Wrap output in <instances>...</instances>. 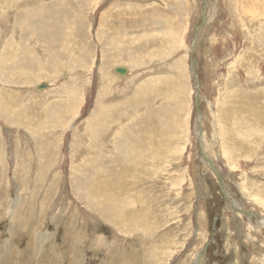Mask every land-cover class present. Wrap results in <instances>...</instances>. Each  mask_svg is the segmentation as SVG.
I'll return each instance as SVG.
<instances>
[{"label": "rangeland", "instance_id": "374dc122", "mask_svg": "<svg viewBox=\"0 0 264 264\" xmlns=\"http://www.w3.org/2000/svg\"><path fill=\"white\" fill-rule=\"evenodd\" d=\"M0 5V105L7 102L0 106V264H264V0H0ZM39 19L45 23L42 36L31 33ZM26 27L31 31L24 32ZM73 65H83L75 67L82 73ZM115 65L134 70L121 76L112 72ZM123 145L138 150L135 158L118 159ZM248 148L257 154L250 161L239 152ZM248 181L254 190L245 186Z\"/></svg>", "mask_w": 264, "mask_h": 264}, {"label": "bare ground", "instance_id": "6f19581e", "mask_svg": "<svg viewBox=\"0 0 264 264\" xmlns=\"http://www.w3.org/2000/svg\"><path fill=\"white\" fill-rule=\"evenodd\" d=\"M34 1H36V0H34ZM101 1H102V0H101ZM159 1H160V0H159ZM29 2H30V1H29ZM123 2H124V1H123ZM90 3H91V2H90ZM0 6H1V5H0ZM3 6H5V5H3ZM144 6H145V5H144ZM171 6H172V5H171ZM1 8H2V7H1ZM9 9H10V8H9ZM167 9H168V8H167ZM168 10H169V9H168ZM218 11H219V10H218ZM218 11H217V12H218ZM139 12H140V11H139ZM4 13H5V12H4ZM35 13L37 14V12H35ZM218 13H219V12H218ZM235 14H236V13H235ZM7 15H9V14H7ZM33 16H34V15H33ZM0 17H1V16H0ZM188 17H189V16H188ZM190 17H191V16H190ZM6 18H7V16H6ZM31 18H32V17H31ZM33 18H34V17H33ZM89 18H91V17L89 16ZM243 18H244V17H243ZM7 19H8V18H7ZM206 19H207V18H206ZM208 19H209V18H208ZM258 19H259V18H258ZM4 20H5V19H4ZM39 20H40V19H39ZM107 20H108V19H107ZM193 20H194V19H193ZM212 20H213V19H212ZM250 20H251V19H250ZM252 20H253V19H252ZM209 21H210V20H209ZM210 22H211V21H210ZM229 22H230V21H229ZM213 23H214V22H213ZM39 24H40V25H38V27H37L34 31H31L30 27H26L25 29H23V31H24V32H30V31H31L32 34H36V35H38V36H42V33H41L42 31H41V29L45 26V23H44L43 20H42V22H41V20H40V21H39ZM191 25H192V24H191ZM194 25H195V24H194ZM241 25H242V24H241ZM1 26H2V25H0V27H1ZM182 28H183V27H182ZM234 29H235V28H234ZM215 30H216V29H215ZM215 30H214V31H215ZM236 30H237V28H236ZM3 31H4V30H3ZM237 31H238V30H237ZM237 31H236V32H237ZM4 32H5V31H4ZM4 32H3V33H4ZM176 32H177V31H176ZM197 32H198V31H197ZM212 33H213V32H212ZM218 33H219V32H218ZM234 33H235V32H234ZM0 34H1V33H0ZM213 34H214V33H213ZM250 34H251V33H250ZM250 34H249V35H250ZM215 35H216V34H215ZM221 35H222V34H221ZM235 35H236V34H235ZM249 35H248V36H249ZM251 35H252V34H251ZM34 36H35V35H34ZM222 36H223V35H222ZM53 37H54V36H53ZM165 37H166V36H165ZM165 37H164V38H165ZM171 37H172V36H171ZM218 37H221V36H218ZM228 37H229V36H228ZM3 38H4V36H3ZM35 38H36V37H35ZM212 38H214V37H212ZM252 38H254V37H252ZM155 39H156V38H155ZM168 39H169V38H168ZM210 39H211V38H210ZM224 39H225V38H224ZM58 40H59V39H58ZM58 40H57V41H58ZM142 40H143V39H142ZM170 40H171V39H170ZM221 40H222V39H221ZM251 40H252V39H251ZM0 41H1V40H0ZM151 41H152V40H151ZM180 41H181V40H180ZM217 41H218V40H217ZM45 42H46V41H45ZM210 42H211V41H210ZM212 42H213V41H212ZM212 42H211V43H212ZM221 42H222V41H221ZM140 43H142V42H140ZM143 43H144V42H143ZM1 44H2V42H1ZM41 44H42V43H41ZM45 44H46V43H45ZM145 44H146V43H145ZM150 44H151V43H150ZM53 45H54V44H53ZM148 45H149V44H148ZM42 46H44V45H42ZM135 46H136V45H135ZM38 47H39V45H38ZM143 47H144V46H143ZM173 47H174V46H173ZM212 47H213V46H212ZM223 47H224V46H223ZM21 48H22V47H21ZM61 48H62V47H61ZM141 48H142V46H141ZM178 48H179V47H178ZM204 48H205V47H204ZM27 49H28V48H27ZM74 49H75V48H74ZM176 49H177V48H176ZM181 49H182V48H181ZM181 49H179V50H181ZM75 50H76V49H75ZM177 50H178V49H177ZM225 50H226V49H225ZM39 51H40V50H39ZM41 51H42V50H41ZM170 51L173 52L174 50H170ZM27 52H28V51H27ZM174 52H175V51H174ZM170 53H171V52H170ZM43 54H44V52H43ZM43 54H42V55H43ZM55 54H56V53H55ZM171 54H172V53H171ZM206 54H207V53H206ZM247 54H248V53H247ZM1 55H2V54H0V56H1ZM22 55H23V54H22ZM169 55H170V54H169ZM173 55H174V53H173ZM208 55H209V54H208ZM219 55H220V54H219ZM38 57H39V56H38ZM53 57H54V55H53ZM55 57H56V56H55ZM158 57H159V56H158ZM235 57H236V56H235ZM239 57H241V56H239ZM59 58H60V57H59ZM61 58H62V57H61ZM170 58H171V57H170ZM170 58H169V59H170ZM233 58H234V57H233ZM246 58H247V57H246ZM36 59H37V57L35 58V60H36ZM73 59H74V58H73ZM160 59H161V58H160ZM162 59H163V57H162ZM244 59H245V58H244ZM247 59H248V58H247ZM250 59H251V57H250ZM250 59H248V60H250ZM22 60H23V59H22ZM35 60H34V61H35ZM55 60H56V59H55ZM57 60H58V59H57ZM74 60H75V59H74ZM79 60H80V59H79ZM79 60H78V61H79ZM164 60H165V58L163 59V61H164ZM238 60H239V59H238ZM248 60H247V61H248ZM26 61H27V60H26ZM30 61H31V63H32L33 60L31 59ZM34 61H33V62H34ZM37 61H38V60H37ZM72 61H73V60H72ZM80 61H81V60H80ZM156 61H157V59H156ZM158 61H159V59H158ZM210 61H211V60H210ZM240 61H241V60H240ZM23 62H24V61H23ZM39 62H40V61H39ZM54 62H55V61H54ZM93 62H94V61H93ZM152 62H153V61H152ZM152 62H151V63H152ZM159 62H160V61H159ZM183 62H184V61H183ZM213 62H214V61H213ZM213 62H211V63L213 64ZM229 62H230V61H229ZM232 62H233V60H232ZM238 62H239V61H238ZM248 62H249V61H248ZM0 63H2V62H0ZM24 63H25V62H24ZM26 63H27V62H26ZM29 63H30V62H29ZM29 63H27L26 65L28 66ZM146 63H147V62H146ZM153 63H154V62H153ZM239 63H240V62H239ZM245 63H246V62H245ZM245 63H244V64H245ZM53 64H54V63H53ZM75 64H76V62H75ZM81 64H82V63H81ZM133 64H134V63H133ZM135 64H137V63H135ZM156 64H158V63H156ZM182 64H183V63H182ZM214 64H215V63H214ZM228 64H229V63H228ZM235 64H236V62H235ZM241 64H242V63H241ZM127 65H129V64H127ZM130 65H131V64H130ZM168 65H169V64H168ZM168 65H166V66L168 67ZM172 65H174V64H172ZM250 65H251V64H250ZM0 66H1V65H0ZM2 66H3V65H2ZM2 66H1V67H2ZM79 66H82V68H84L83 65H78V66H75V67L78 68ZM115 66H116V65H115ZM123 66H124V65H123ZM150 66H151V65H150ZM154 66H155V65H154ZM161 66H162V65H161ZM161 66H160V67H161ZM234 66H235V65H234ZM239 66H240V65H239ZM255 66H256V65H254V67H255ZM32 67H33V66H32ZM73 67H74V65L72 66V69H73ZM75 67H74V69H76ZM133 67H134V66H133ZM133 67H132V68H133ZM136 67H137V66H136ZM136 67H135V68H136ZM156 67H157V66H156ZM156 67H155V68H156ZM177 67H178V66H177ZM183 67H184V66H183ZM212 67H213V66H212ZM217 67H218V66H217ZM226 67H227V66H226ZM80 68H81V67H80ZM92 68H93V67H92ZM98 68H99V67H98ZM116 68H118V66H116V67L113 69V71H114ZM145 68H146V67H145ZM158 68H159V67H158ZM158 68H157V69H158ZM162 68H163V67H162ZM164 68H165V66H164ZM164 68H163V69H164ZM170 68H172L171 65H170ZM170 68H169V69H170ZM188 68H189V67H188ZM224 68H225V67H224ZM243 68H244V65H243ZM249 68H250V67H249ZM255 68H256V70H257V67H255ZM65 69H66V68H65ZM127 69H128V68H127ZM137 69H138V68H137ZM153 69H154V68H153ZM157 69H156V70H157ZM166 69H167V68H166ZM173 69H174V67H173ZM215 69H216V68H215ZM246 69H247V66H246ZM258 69H259V68H258ZM0 70H1V69H0ZM63 70H64V69H63ZM77 70L79 71V69H76V71H77ZM82 70H83V69H82ZM97 70H98V69H97ZM133 70H134V68H133ZM133 70H132L131 68H129V70L126 71V74L129 75L128 73H129L130 71H133ZM167 70H168V69H167ZM225 70H226V69H225ZM227 70H228V69H227ZM253 70H254V69H252L251 72H255V71H256V70H255V71H253ZM1 71H2V70H1ZM23 71H24V70H23ZM37 71H38V70H37ZM42 71H43V70H42ZM71 71H73V70H71ZM71 71L69 70L70 73H71ZM74 71H75V70H74ZM78 71H77V73H82L81 71H80V72H78ZM91 71H92V70H91ZM113 71H112V72H113ZM140 71H141V70H140ZM145 71H147V70H145ZM154 71H155V70H154ZM157 71H159V70H157ZM157 71H156V73H157ZM162 71H163V70H162ZM171 71H173V70L171 69ZM171 71H170V72H171ZM211 71H213V70H211ZM214 71H215V70H214ZM214 71H213V73H214ZM243 71L246 72V70H243ZM38 72H39V71H38ZM63 72H64V71H63ZM99 72H100V71H99ZM226 72H227V71H226ZM228 72H229V71H228ZM39 73H41V72H39ZM39 73H37V74H39ZM83 73H84V72H83ZM87 73H88V72H87ZM87 73H86V74H87ZM132 73H133V72H132ZM146 73H147V72H146ZM146 73H145V74H146ZM162 73H164V72H162ZM174 73H175V72H174ZM229 73H230V72H229ZM0 74H2V73H0ZM23 74H25V75H23V76H26V75H28V77L31 76V74H27V73H23ZM41 74H43V73H41ZM44 74H45V72H44ZM59 74H60V72H59ZM59 74H58V75H59ZM72 74H73V73H71L70 77H72ZM88 74H89V73H88ZM114 74H115V73H114ZM114 74H113L112 76H115ZM139 74H140V73H139ZM141 74H142V73H141ZM160 74H161V73H160ZM168 74H169V73H168ZM245 74H248V73H245ZM253 74H254V73H253ZM258 74H259V73H258ZM4 75H5V74H4ZM58 75H56V76H58ZM62 75H63V73H62ZM67 75H68V74H67ZM152 75H153V74H152ZM235 75H236V74H235ZM240 75H241V74H240ZM249 75H251V74H249ZM7 76L9 77V74H8ZM12 76H13V75H12ZM21 76H22V74H21ZM23 76H22V78H23ZM37 76H38V75H37ZM37 76H35V77H37ZM45 76H46V75H45ZM83 76H85V75L83 74ZM117 76H118V75H117ZM117 76L113 77V79H117V78L120 77V76H119V77H117ZM129 76H130V75H129ZM141 76H142V75H141ZM144 76H145V75H144ZM212 76H214V75H212ZM229 76H231V74H229ZM261 76H263V75H261ZM261 76H260V77H261ZM42 77H44V76L42 75ZM42 77H41V78H42ZM49 77H50V76H49ZM74 77H75V76H74ZM77 77H78V76H77ZM99 77H100V76H99ZM146 77H147V76H146ZM216 77H217V76H216ZM216 77H215V78H216ZM249 77H250V76H249ZM9 78H11V77H9ZM13 78H14V77H13ZM20 78H21V77H20ZM30 78H32V77H30ZM46 78H47V80H48V76H47ZM46 78H44V79H46ZM75 78H76V77H75ZM83 78H84V77H83ZM93 78H94V77H93ZM100 78H101V77H100ZM104 78H105V77H104ZM120 78H121V77H120ZM120 78H119V79H120ZM124 78H125V77H124ZM132 78H133V77H132ZM144 78H145V77H144ZM215 78H214V79H215ZM17 79H18V78H17ZM26 79H27V78H26ZM73 79H74V78H73ZM85 79H86V78H85ZM85 79H84L83 81H85ZM91 79H92V77H91ZM105 79H106V78H105ZM128 79H129V78H128ZM136 79H137V78H136ZM226 79L228 80L229 77L226 78ZM230 79H231V78H230ZM235 79L237 80L238 78H235ZM246 79H247V78H246ZM248 79H249V78H248ZM254 79H255V78H254ZM2 80H3V79H2ZM42 80H43V79H42ZM50 80H51V79H50ZM60 80H61V79H60ZM69 80H70V79H69ZM88 80H89V79H87V81H88ZM124 80L126 81V80H127V77H126ZM133 80H134V79H133ZM137 80H139V78H138ZM137 80H136V81H137ZM176 80H177V79H176ZM215 80H216V79H215ZM223 80H224V79H222L221 82H223ZM227 80H226V81H227ZM231 80H232V79H231ZM249 80H250V79H249ZM5 81L8 82L7 79H5ZM5 81L3 82V84H1L2 86L6 85V84H4V83H6ZM17 81H18V80H17ZM19 81H20V80H19ZM24 81H25V79H24ZM34 81H36V80H34ZM34 81H33V82H34ZM38 81H40V80H38ZM48 81H49V80H48ZM77 81H78V80H77ZM87 81H86V83H87ZM125 81H124V82H125ZM129 81H130V80H129ZM229 81H230V80H229ZM232 81H233V80H232ZM0 82H1V79H0ZM33 82H32V83H33ZM52 82H53V80H52ZM54 82H56V81L54 80ZM69 82H70V81H69ZM78 82H79V81H78ZM88 82L90 83V81H88ZM98 82H99V81H98ZM106 82H107V79H106ZM170 82H171V81H170ZM249 82H250V81H249ZM16 83H18V82H16ZM38 83H39V82H38ZM41 83H43V82H41ZM58 83H59V82H58ZM61 83H62V81H61ZM73 83H74V81H73ZM75 83L77 84V82H75ZM80 83H82V81H81ZM89 83H88V84H89ZM101 83H102V82H101ZM115 83H116V81H115ZM118 83H119V82H118ZM140 83H141V82H140ZM217 83H218V82H217ZM236 83H237V82H236ZM251 83H252V82H251ZM251 83H250V84H251ZM259 83H260V82H259ZM34 84H35V83H33V85H34ZM46 84H47V83H46ZM49 84H50V83H48L47 86H49ZM59 84H60V83H59ZM59 84H58V85H59ZM121 84H122V82L120 83V86H121ZM127 84H128V81H127ZM133 84H135V83H133ZM137 84H138V82H137ZM224 84L226 85L225 82H224ZM228 84H229V83H228ZM231 84H234V85H235V83H231ZM244 84H245V82H244ZM254 84H255V83H254ZM12 85H13V84H11V86H12ZM20 85H21V84H20ZM40 85H41V84H40ZM65 85H66V84H65ZM81 85H82V84H81ZM111 85H112V84H111ZM114 85H115V84H114ZM124 85H125V84H124ZM144 85H145V84H144ZM212 85H213V84H212ZM216 85H217V84H216ZM220 85H221V83H220ZM257 85H258V84H257ZM6 86H7V85H6ZM6 86H5V87H6ZM18 86H19V85H18ZM35 86H36V84H35ZM35 86H34V87L32 86V87L35 88ZM38 86H39V85H37V87H38ZM42 86L45 87V85H42ZM53 86H54V85H53ZM75 86H76V85H75ZM77 86H78V84H77ZM101 86H102V85H101ZM107 86H109V85H107ZM126 86H127V85H126ZM130 86H131V84H130ZM135 86H136V85H135ZM142 86H143V85H142ZM231 86H232V85H231ZM236 86H237V85H236ZM239 86L241 87L240 84H239ZM252 86H253V85H252ZM252 86H251V87H252ZM255 86H256V85H255ZM255 86H254V88H255ZM26 87H28V86H26ZM30 87H31V86H30ZM55 87H56V86H55ZM55 87H54V88H55ZM60 87H61V86H60ZM105 87H106V84H105ZM122 87H123V86H122ZM138 87H139V86H138ZM143 87H144V86H143ZM216 87H217V86H216ZM216 87H215V88H216ZM226 87H227V86H226ZM7 88H8V87H7ZM21 88H23V87H21ZM77 88H78V87H77ZM79 88H80V87H79ZM102 88H104V87H102ZM106 88H107V87H106ZM116 88H117V87H116ZM120 88H121V87H120ZM218 88H219V87H218ZM221 88H222V87H221ZM234 88H235V87H234ZM237 88H239V87H237ZM243 88H244V86H243ZM243 88H242V89H243ZM249 88H250V87H249ZM252 88H253V87H252ZM8 89H10V88H8ZM8 89H7V90H8ZM56 89H57V87H56ZM56 89H55V91H56ZM60 89H62V88H60ZM89 89H90V88H89ZM128 89H130V88H128ZM137 89H138V88H137ZM216 89H217V88H216ZM228 89H229V88H227V90H228ZM0 90L2 91V89H0ZM13 90H14V88H13ZM17 90H19V89H17ZM27 90H28V89H27ZM49 90H50V89H49ZM51 90H52V89H51ZM57 90H58V89H57ZM103 90H104V89H103ZM111 90H112V89H111ZM113 90H114V89H113ZM132 90H133V89H132ZM138 90H139V89H138ZM138 90H137V91H138ZM231 90H232V87H231ZM236 90H237V89H236ZM239 90H240V89H239ZM246 90H247V89H246ZM58 91H59V90H58ZM66 91H67V90H66ZM100 91H102V90H100ZM130 91H131V89H130ZM19 92H20V91H19ZM19 92L17 93L18 96L21 95V94L19 95ZM23 92H25V90H24ZM26 92H27V91H26ZM26 92H25V93H26ZM31 92H32V91H31ZM36 92H37V91H36ZM39 92H40V91H39ZM43 92H44V91H43ZM46 92H47V90H46ZM52 92H53V90H52ZM52 92H51V93H52ZM81 92H82V91H81ZM106 92H109V91H105V93H106ZM123 92H125V91L123 90ZM128 92H129V91H128ZM243 92H244V91H243ZM248 92H249V91H248ZM29 93H30V92H29ZM41 93H42V92H41ZM83 93H84V92H83ZM137 93H139V92H137ZM219 93H220V92H219ZM222 93H223V92H222ZM235 93H236V94H235L236 97H239L240 95H242V94H240L239 96H237V92H235ZM244 93H245V92H244ZM249 93H250V92H249ZM251 93H252V92H251ZM4 94H6V92H4ZM9 94H10V93H9ZM15 94H16V92H15ZM30 94H31V93H30ZM37 94H38V93H37ZM52 94L54 95L55 92L52 93ZM56 94H57V93H56ZM59 94H60V93H59ZM80 94H81V93H80ZM117 94H118V93H117ZM117 94H116V95H117ZM119 94L121 95L120 92H119ZM125 94H126V93H125ZM127 94H128V93H127ZM253 94H254V93H253ZM2 95H3V94H2ZM2 95H0V96H2ZM6 95H7V94H6ZM10 95H11V94H10ZM12 95H13V92H12ZM22 95H25V94H22ZM22 95H21V96H22ZM46 95H47V93H46ZM57 95H58V94H57ZM83 95H84V94H83ZM103 95H104V94H103ZM169 95H170V94H169ZM171 95H172V94H171ZM246 95H247V94H246ZM246 95H245V96H246ZM256 95H257V94H256ZM7 96L9 97V95H7ZM13 96H14V95H13ZM15 96H16V95H15ZM15 96H14V98L17 97V96L15 97ZM44 96H45V95H43L42 97H44ZM51 96H52V95H51ZM108 96H109V95H108ZM219 96H220V94H219ZM221 96H222V95H221ZM254 96H255V94H254ZM5 97H6V96H5ZM30 97H31V96H30ZM30 97H29V98H25V99H30ZM45 97H46V96H45ZM54 97H55V96H54ZM56 97H57V96H56ZM65 97H66V96H65ZM109 97H110V96H109ZM184 97H185V96H184ZM224 97H225V96H224ZM2 98H3V97H2ZM2 98L0 97V99H2ZM12 98H13V97H12ZM14 98H13V99H14ZM17 98H18V97H17ZM31 98H32V97H31ZM35 98H37V97H35ZM139 98H140V97H139ZM220 98H221V97H220ZM233 98H235V96H234ZM4 99H5V100L8 99L7 101H9V98H7V99L4 98ZM19 99H21V98H19ZM37 99H39V97H38ZM40 99H41V98H40ZM47 99H48V98H47ZM53 99H55V98H53ZM56 99H58V98H56ZM56 99H55V100H56ZM84 99H85V98H84ZM107 99H109V98H107ZM111 99H112V98H111ZM113 99H114V98H113ZM240 99H241V97H240ZM5 100H3V102H4ZM43 100H44V99H43ZM109 100H110V99H109ZM109 100H107V101H109ZM226 100H227V99H226ZM233 100H234V103L238 102V101H235V99H233ZM246 100H247V99H246ZM249 100H250V99H249ZM1 101H2V100H1ZM1 101H0V102H1ZM15 101H16V100H15ZM22 101H23V100H22ZM28 101H29V100H28ZM31 101H32V100H31ZM34 101L36 102V99H35ZM39 101L41 102V100H39ZM39 101H38V103H39ZM240 101H242V100H240ZM240 101H239V102H240ZM17 102H18V99H17ZM19 102H20V100H19ZM29 102H30V101H29ZM35 102H33V103H35ZM109 102H110V101H109ZM218 102H219V101H218ZM239 102H238V103H239ZM38 103H37V104H38ZM43 103H44V102H43ZM232 103H233V102H232ZM4 104L6 105L7 102H5ZM4 104H3V105H4ZM15 104H16V103H15ZM35 104H36V103H35ZM39 104H40V103H39ZM46 104H47V100H45V105H46ZM3 105H0V106L2 107ZM9 105H10V104H9ZM16 105H17V104H16ZM19 105H20V104H19ZM33 105H34V104H33ZM85 105H86V104H85ZM243 105H245V104H243ZM13 106H14V105H13ZM13 106H12V107H13ZM35 106H36V105H35ZM37 106H38V105H37ZM42 106H43V105H42ZM256 106H257V105H256ZM262 106H263V105H262ZM4 107H6V106H4ZM32 107H33V109H34V106H32ZM39 107H40V106H38V108H39ZM119 107H121V106H119ZM119 107H117V109H118ZM122 107H123V106H122ZM35 108H37V107H35ZM38 108H37V109H38ZM124 108H125V107H124ZM124 108H123V109H124ZM232 108H233V107H232ZM242 108H243V107H242ZM263 108H264V107H263ZM263 108H262V109H263ZM9 109H11V108H9ZM9 109H8V110H9ZM29 109H30V108H29ZM29 109H28V110H29ZM139 109H140V108H139ZM233 109H234V108H233ZM247 109H248V108H247ZM251 109H252V108H251ZM253 109H254V108H253ZM255 109H256V108H255ZM1 110H2V109H1ZM5 110H6V109H5ZM8 110H7V114H8ZM13 110H14V109H13ZM45 110H46V109H45ZM118 110H119V109H118ZM134 110H135V109H134ZM134 110H133V111H134ZM236 110H237V109H236ZM248 110H249V109H248ZM263 110H264V109H263ZM3 111H4V110H3ZM16 111H17V110H16ZM31 111H32V110H31ZM120 111H122V110H120ZM123 111H124V110H123ZM135 111H137V110H135ZM11 112H14V111H11ZM32 112H33V111H32ZM34 112H35V111H34ZM36 112H37V111H36ZM36 112H35V114H36ZM116 112H117V111H116ZM116 112H115V113H116ZM118 112H119V111H118ZM229 112H230V111H229ZM262 112H263V111H262ZM262 112L260 111L259 114L261 115ZM4 113H5V112H4ZM21 113H22V112H21ZM30 113H31V112H30ZM115 113H114V114H115ZM168 113H169V112H168ZM235 113H236V112H235ZM240 113H241V112H240ZM242 113H243V110H242ZM249 113H250V112H249ZM7 114H6V115H7ZM17 114L20 115V113H17ZM17 114H16L15 117H17ZM33 114H34V113H33ZM116 114H117V113H116ZM243 114H245V113H243ZM10 115H12V114H10ZM19 115H18V116H19ZM21 115H22V114H21ZM40 115H41V113H40ZM42 115H43V114H42ZM231 115H232V114H231ZM234 115H235V114H234ZM23 116H24V115H23ZM38 116H39V113H38ZM117 116H120V115L117 114ZM168 116H170V115H168ZM44 117H45V115H44ZM44 117H43V118H44ZM110 117H111V116H110ZM122 117H123V119H124V116H122ZM234 117H235V116H234ZM253 117H254V116H253ZM263 117H264V116H263ZM24 118H26V117H24ZM40 118H41V116H40ZM43 118H42V119H43ZM111 118L113 119V117H111ZM115 118H116V115H115ZM120 118H121V117H120ZM166 118H167V117H166ZM231 118H232V117H231ZM18 119H19V117H18ZM27 119H28V117H27ZM55 119H56V118H55ZM116 119H117V118H116ZM168 119H169V118H168ZM168 119H167V120H168ZM224 119H225V118H224ZM233 119H234V118H233ZM109 120H110V119H109ZM131 120H132V119H131ZM39 121H40V120H39ZM51 121H52V120H51ZM154 121H155V120H154ZM169 121H170V119H169ZM222 121H223V120H222ZM232 121L235 122V120H232ZM53 122H54V121H53ZM117 122H118V120H117ZM121 122H122V121H120V123L118 122V124H122ZM150 122H151V121H150ZM226 122H227V120H226ZM240 122H241V121H240ZM242 122H243V121H242ZM262 122H263V121H262ZM35 123H36V122H35ZM106 123H107V122H106ZM204 123H205V122H204ZM230 123H231V122H230ZM230 123H229V124H230ZM243 123H244V122H243ZM30 124H31V123H30ZM96 124H97V123H96ZM116 124H117V123H116ZM141 124H142V123H141ZM166 124H167V123H166ZM205 124H206V123H205ZM233 124H234V123H233ZM100 125H101V126H100ZM100 125H99V126H100V129L98 128L99 131L101 130V127L103 126L102 124H100ZM107 125H108V124H107ZM110 125H111V124H110ZM137 125H138V124H137ZM202 125H203V124H202ZM224 125H225V124H224ZM227 125H228V123H227ZM234 125H235V124H234ZM57 126H58V125H57ZM104 126H106V125H104ZM114 126H116V125L114 124V125L111 126V127H114ZM122 126H123V125H122ZM124 126H125V125H124ZM241 126H242V125H241ZM137 127H138V126H137ZM211 127H212V126H211ZM245 127H246V126H245ZM58 128H59V127H58ZM114 128H115V127H114ZM138 128H140V127H138ZM240 128H241V127H240ZM16 129H17V128H16ZM54 129H55V128H54ZM103 129H104V128H103ZM105 129H106V128H105ZM107 129H108V128H107ZM112 129H113V128H112ZM132 129H133V128H132ZM132 129H131V130H132ZM134 129H136V128H134ZM213 129H214V127H213ZM224 129H225V128H224ZM228 129H230V128H228ZM242 129H243V128H242ZM75 130H76V129H75ZM91 130H92V129H91ZM93 130H94V128H93ZM93 130H92V132H93ZM114 130H116V128H115ZM117 130H118V129H117ZM117 130H116V131H117ZM131 130H129V131H131ZM163 130H164V129H163ZM204 130H205V129H204ZM207 130H210V129H207ZM235 130H236V129H235ZM244 130H245V129H244ZM244 130H243V131H244ZM246 130H247V129H246ZM246 130H245V131H246ZM255 130L257 131L256 128H255ZM260 130H261V129H260ZM52 131H53V130H52ZM77 131H78V130H77ZM84 131H85V130H84ZM102 131H103V130H102ZM202 131H203V130H202ZM205 131H206V130H205ZM228 131H229V130H227V132H228ZM230 131H231V130H230ZM232 131H233V130H232ZM232 131H231V132H232ZM236 131H237V130H236ZM253 131H254V130H253ZM261 131H262V130H261ZM61 132H62V131H61ZM82 132H83V131H82ZM86 132H87V131H86ZM86 132H85V133H86ZM94 132H95V131H94ZM97 132H98V130H97ZM132 132H133V131H132ZM132 132H131V134H132ZM238 132H239V131H238ZM238 132H237V133H238ZM240 132H241V129H240ZM247 132H248V130H247ZM72 133H74V131H73ZM79 133H80V131H79ZM79 133H78V137H79ZM114 133H115V132H114ZM134 133H135V132H134ZM201 133H203V132H201ZM234 133H236V132H234ZM234 133H233V134H234ZM257 133H258V132H257ZM261 133H263V132H261ZM45 134H46V133H45ZM45 134H44V135H45ZM52 134H53V133H52ZM95 134H97V133H95ZM99 134H100V133H99ZM110 134L112 135L111 131H110V133L108 134V135H109V138H110ZM129 134H130V132H129ZM205 134H206V133H205ZM228 134H229V132H228ZM241 134H242V133H241ZM58 135H59V134H58ZM72 135H73V134H72ZM123 135H124V134H123ZM135 135H136V134H135ZM203 135H204V134H203ZM229 135H230V134H229ZM242 135H243V134H242ZM260 135H261V134H260ZM49 136H52V135H48V137H49ZM56 136H57V135H56ZM74 136H75V135H74ZM74 136H73V138H74ZM83 136H84V135H83ZM104 136H105V135H104ZM124 136H125V135H124ZM124 136H123V137H124ZM126 136H127V135H126ZM130 136H131V135H130ZM140 136H141V135H140ZM215 136H216V135H215ZM232 136H233V135H232ZM232 136H231V138H232ZM235 136H237V135L235 134ZM255 136H256V135H255ZM61 137H62V136H61ZM94 137H95V136H94ZM96 137H98V134H97ZM96 137H95V138H96ZM132 137H133V136H132ZM138 137H139V136H138ZM141 137H142V136H141ZM141 137H140V138H141ZM203 137H204V136H203ZM206 137H207V136H206ZM241 137H242V136H241ZM253 137H254V136H253ZM51 138H52V137H51ZM51 138H50V139H51ZM73 138H72V139H73ZM81 138H82V137H81ZM89 138H90V137H89ZM95 138H94V139H95ZM107 138H108V137H107ZM111 138H112V136H111ZM126 138H127V137H126ZM129 138H130V137H129ZM129 138H128V139H129ZM143 138H144V137H143ZM143 138H141V139H143ZM228 138H229V137H228ZM258 138H259V137H258ZM258 138H257V139H258ZM262 138H263V137H262ZM75 139H76V138H74V140H75ZM79 139H80V138H78V140H79ZM85 139H86V138H85ZM87 139H88V137H87ZM105 139H106V137H105ZM135 139H136V138H135ZM141 139H140V141H141ZM144 139H145V138H144ZM236 139H237V138H236ZM247 139H248V138H247ZM254 139H255V137H254ZM51 140H52V139H51ZM100 140H101V138H100ZM122 140H123V139H122ZM201 140H202V138H201ZM226 140L228 141L229 139H226ZM239 140H241V139H239ZM259 140H260V139H259ZM262 140H263V139H262ZM57 141H58V140H57ZM92 141H93V140H92ZM103 141H104V140H103ZM118 141H119V140H118ZM130 141H131V140H130ZM214 141H215V140H214ZM241 141H242V140H241ZM250 141H252V139H251ZM254 141H255V140H254ZM254 141H253V142H254ZM59 142H60V138H59ZM61 142H62V141H61ZM86 142H87V141L84 140L83 143H86ZM95 142H96V140H95ZM107 142H109V141H107ZM107 142H106V143H107ZM121 142H122V141H121ZM125 142H127V141H125ZM125 142H124V143H125ZM131 142H132V141H131ZM134 142H135V140H134ZM134 142H133V143H134ZM206 142H208V141H206ZM243 142H244V141H243ZM243 142H241L240 144L243 145ZM257 142H258V141H257ZM259 142H260V141H259ZM75 143H76V140H75ZM78 143H79V142H78ZM81 143H82V142H80V144H81ZM96 143H97V142H96ZM102 143H103V142H102ZM119 143H120V141H119ZM128 143H129V142H128ZM133 143H132V144H133ZM144 143H145V141H144ZM201 143H202V142H201ZM233 143H235V142H233ZM236 143H237V142H236ZM93 144H94V142H93ZM93 144H92V145H93ZM97 144H98V143H97ZM207 144H208V143H207ZM217 144H218V143H217ZM231 144H232V143H231ZM240 144H239V145H240ZM244 144H245V143H244ZM250 144H251V143H250ZM254 144H255V143H254ZM258 144H259V143H258ZM11 145H12V144H11ZM76 145H77V147H78L79 144H76ZM94 145H96V144H94ZM105 145H107V144H105ZM109 145H110V144H109ZM118 145H119V144H118ZM137 145H138V144H137ZM148 145H149V144H148ZM203 145H204V144H203ZM209 145H210V143L208 144V146H209ZM218 145H219V144H218ZM242 145H241V147H242ZM248 145H249V144H248ZM85 146H86V145H85ZM85 146H84V147H85ZM88 146H89V144H88ZM90 146H91V145H90ZM120 146H122V144H121ZM132 146H133V145H132ZM210 146H211V145H210ZM210 146H209V148H210ZM235 146H236V145H235ZM256 146H259V145L256 144ZM261 146H262V145H261ZM57 147H58V146H57ZM82 147H83V145H82ZM95 147H96V146H95ZM107 147H108V145H107ZM134 147H136V146H134ZM202 147H203V146H202ZM205 147L207 148V146H205ZM205 147L203 148V150L205 149ZM219 147H220V146H219ZM226 147H228V146H226ZM232 147H233V146H232ZM236 147H237V146H236ZM241 147H240V149H241ZM244 147H245V146H244ZM254 147H255V146H254ZM117 148H118V147H117ZM117 148H116V149H117ZM136 148H137V147H136ZM139 148H140V146H139ZM139 148H138V149H139ZM156 148H157V145H156ZM158 148H159V147H158ZM230 148H231V147H230ZM249 148H250V146H249ZM249 148L247 149L248 151L251 150V149L249 150ZM85 149H86V147H85ZM85 149H84V150H85ZM87 149H88V148H87ZM91 149H92V148H91ZM97 149H98V145H97ZM99 149H100V148H99ZM116 149H115V150H116ZM148 149H149V147H148ZM216 149H217V147H216ZM231 149H232V148H231ZM235 149H236V148H235ZM238 149H239V148H238ZM242 149H243V148H242ZM245 149H246V148H245ZM253 149H254V148H252V150H253ZM93 150H94V149H93ZM104 150H105V149H104ZM145 150H147V149H145ZM155 150H157V149H155ZM158 150H159V149H158ZM160 150H161V149H160ZM203 150H202V151H203ZM207 150H208V149H207ZM258 150H260V149H258ZM148 151H149V150H148ZM205 151H206V149H205ZM235 151H236V150H235ZM248 151H247V152H248ZM254 151H255V150H254ZM106 152H107V151H106ZM116 152H117V150H116ZM119 152H120V157H119L118 159L121 158L122 161H125V160H126V162H127V159H129L130 157L134 156V155H135V152H138V150H136L135 148H134V149H129V147H127L126 145H125V146L123 145V147H120V148H119ZM211 152H212V151H211ZM239 152H240V156L242 155V157H244V156H245V157H248V160H247V161H250V159H251L252 156H257V154H254L255 152H252V151L248 152L249 154H248L247 152L244 154L243 151H239ZM86 153H87V152H86ZM95 153H96V152H95ZM98 153H99V152H98ZM169 153H170V152H169ZM209 153H210V152H209ZM216 153H217V155H218V152H217V151H216ZM216 153H215V155H216ZM227 153H228V151H227ZM107 154H108V153H107ZM138 154H139V153H138ZM138 154H137V155H138ZM141 154H142V153H141ZM141 154H140V155H141ZM185 154H186V153H185ZM191 154H192V153H191ZM246 154H248V155H246ZM85 155H86V154H85ZM110 155H111V154H110ZM142 155H144V154H142ZM146 155H147V154H146ZM166 155H167V153H166ZM217 155H216V156H217ZM105 156H106V154H105ZM111 156H112V155H111ZM138 156H139V155H138ZM138 156H137V157H138ZM169 156H170V155H169ZM177 156H178V155H177ZM184 156H185V155H184ZM209 156H211V155L209 154ZM225 156H226V155H225ZM232 156H233V155H232ZM259 156H260V155H259ZM137 157H136V158H137ZM144 157H145V156H144ZM186 157H187V156H186ZM217 157H218V156H217ZM223 157H224V156H223ZM229 157H230V156H229ZM229 157H228V158H229ZM237 157H238V156H237ZM263 157H264V156H263ZM74 158H75L74 161L77 160L76 157H74ZM77 158H79V157H77ZM80 158H81V157H80ZM82 158H83V157H82ZM112 158H113V156H112ZM134 158H135V156H134ZM134 158H133V159H134ZM138 158H139V157H138ZM138 158H137V159H138ZM146 158H147V157H146ZM164 158H165V157H164ZM177 158H178V157H177ZM207 158H208V157H207ZM226 158H227V157H226ZM137 159H136V160H137ZM139 159H141V158H139ZM139 159H138V160H139ZM144 159H145V158H144ZM179 159H180V158H179ZM219 159H220V158H219ZM234 159H235V158H234ZM105 160H108V159H105ZM110 160H111V159H110ZM110 160H109V161H110ZM134 160H135V159H134ZM138 160H137V161H138ZM226 160H227V159H226ZM236 160H237V159H236ZM90 161H91V160H90ZM137 161H136V162H137ZM141 162H144V161H141ZM145 162H146V161H145ZM171 162H172V161H171ZM171 162H169V163L171 164ZM191 162H192V161H191ZM243 162H244V161H243ZM258 162H259V161H258ZM103 163H105V162H103ZM163 163H164V161H163ZM240 163H242V162H240ZM135 164L137 165L138 162H137V163H134L133 165H135ZM141 164H142V163H139V165H138L137 168H139V166H140ZM227 164H228V163H227ZM257 164H258V163H257ZM162 165H163V164H162ZM231 165H232V164H231ZM239 165H240V164H239ZM172 166H173V165H172ZM180 166H181V165H180ZM143 167H144V165H143ZM137 168H136V169H137ZM237 168H238V167H237ZM246 168H247V167H246ZM246 168H245V169H246ZM255 168H256V167H255ZM173 169H174V168H173ZM121 170H122V169H121ZM133 170H134V169H133ZM243 170H244V169H243ZM255 170H256V169H255ZM134 171H135V170H134ZM136 171H137V170H136ZM165 171H166V170H165ZM238 171H239V170H238ZM132 172H133V171H132ZM152 172H153V171H152ZM173 172H174V171H173ZM180 172H181V171H180ZM260 172H261V171H260ZM124 173H125V172H124ZM124 173H123V174H124ZM161 173H162V172H161ZM174 173H175V172H174ZM193 173H194V172H193ZM121 174H122V173H121ZM121 174H120V176H121ZM170 174H171V173H170ZM170 174H169V175H170ZM251 174H252V173H251ZM129 175H130V174L128 173V176H129ZM132 175H133V174H132ZM234 175H235V174H234ZM256 175H257V174H256ZM101 176H102V175H101ZM159 176H161V175H159ZM159 176H158V178H159ZM163 176H164V175H163ZM185 176H186V175H185ZM246 176H247V175H246ZM246 176H245V178H246ZM248 176H251V175H248ZM254 176H255V175H254ZM117 177H119V176H117ZM122 177H123V175H122ZM137 177H138V176H137ZM155 177H156V176H155ZM258 177H259V176H258ZM95 178H96V177H95ZM95 178H94V179H95ZM119 178H120V177H119ZM124 178H126V177H124ZM243 178H244V177H243ZM261 178H262V177H261ZM97 179H98V178H97ZM100 179H101V178H100ZM117 179H118V178H117ZM121 179H122V178H121ZM153 179H154V177H153ZM166 179H167V178H166ZM166 179H165V180H166ZM186 179H187V178H186ZM262 179H263V178H262ZM85 180H86V179H85ZM118 180H119V179H118ZM134 180H135V179H134ZM154 180H155V179H154ZM165 180H164V181H165ZM180 180H181V179H180ZM247 180H248V179H247ZM255 180H256V179H255ZM93 181L95 182V180H93ZM121 181H122V180H121ZM241 181H242V180H241ZM258 181H260V179H259ZM261 181H262V180H261ZM158 182H159V181H158ZM103 183H104V182H103ZM115 183L118 184L119 182H115ZM172 183H173V182H172ZM93 184H94V183H93ZM97 184H98V182H97ZM97 184H96V185H97ZM101 184H102V182H101ZM239 184H240V183H239ZM239 184H238V185H239ZM248 184L251 185V181L246 182V183H245V186H248ZM253 184H254V183H253ZM253 184L251 185V190H254ZM99 185H100V184H99ZM102 185H103V184H102ZM105 185H106V183H105ZM240 185H241V184H240ZM243 185H244V184H243ZM257 185H258V184H256V186H257ZM94 187H95V185H94ZM102 187H103V186H102ZM125 187H126V186H125ZM95 188H96V187H95ZM104 188H105V186H104ZM104 188H103L102 190H104ZM109 188H111V186H110ZM120 188H121V186H120ZM127 188H128V187H127ZM127 188H125V190H124V189H123V190L126 192V191H127V190H126ZM132 188H133V187H132ZM134 188H135V186H134ZM172 188H173V187H172ZM243 188H244V187H243ZM263 188H264V185H263ZM91 189H92V191H93V188H91ZM135 189H136V188H135ZM140 189H141V188H140ZM140 189H139V190H140ZM241 189H242V188H241ZM261 189H262V188H261ZM94 190L96 191V189H94ZM111 190H112V189H111ZM115 190H116V189H115ZM123 190H122V191H123ZM130 190H131V189H130ZM256 190H257V188H256ZM78 191H79V190H78ZM107 191H109V190H108V187H107ZM107 191H106V192H107ZM112 191H113V190H112ZM134 191H135V190H134ZM145 191H146V189H145ZM151 191H152V190H151ZM155 191H156V190H155ZM127 192H128V191H127ZM137 192H139V194H140V191H137ZM141 192H142V190H141ZM143 192H144V191H143ZM242 192H243V191H242ZM253 192H254V191H253ZM261 192H262V191H261ZM90 193L92 194L91 191H90ZM103 193L105 194V192H103ZM103 193H101V195H102ZM133 193H134V192H133ZM152 193H153V192H152ZM251 193H252V192H251ZM93 194H94V193H93ZM93 194H92V196H93ZM115 194H116V193H115ZM263 194H264V193H263ZM263 194H261V195H263ZM96 195H97V194L94 195V198H96ZM98 195H99V194H98ZM121 195H122V194H121ZM142 195H143V194H142ZM142 195H141V196H142ZM144 195H145V194H144ZM258 195H260V194H258ZM105 196H106V195H105ZM108 196H109V195H108ZM118 196H119V195H118ZM135 196L137 197V195L134 194V197H135ZM101 197L103 198V196H101ZM132 197H133V195H132ZM244 197H245V196H244ZM258 197H259V196H258ZM261 197L264 198V196H261ZM89 198H90V197H89ZM98 198H100V197L98 196L96 199H98ZM113 198H114V197H113ZM113 198H112V199H113ZM138 198H139V197H138ZM141 198H142V197H141ZM143 198H145V197H143ZM143 198H142V200H143ZM150 198H151V197H150ZM150 198H149V199H150ZM154 198H155V196H154ZM246 198H247V197H246ZM104 199H105V197H104ZM106 199H107V198H106ZM112 199H111V200H112ZM116 199H117V198H116ZM151 199H153V198H151ZM184 199H185V198H184ZM118 200H119V199H118ZM153 200H154V199H153ZM175 200H176V198H175L173 201H175ZM254 200H255V199H254ZM254 200H253V202H256V201H254ZM256 200H257V199H256ZM261 200H262V199H261ZM261 200H260V201H261ZM92 201H93V200H92ZM103 201H104V200H103ZM106 201H107V200H106ZM109 201H110V200H109ZM135 201H136V200H135ZM143 201H144V200H143ZM176 201H177V200H176ZM104 202H105V201H104ZM137 202H138V200L136 201V203H137ZM139 202L142 203V201H139ZM139 202H138V203H139ZM156 202H157V200H156ZM110 203H111V201H110ZM121 203H123V202L121 201ZM130 203H131V202H130ZM130 203H129V204H130ZM158 203H159V202H158ZM249 203H250V202H249ZM256 203H257V202H256ZM259 203H260V202H259ZM92 204H93V203H92ZM96 204H98V203H96ZM113 204H114V201H113ZM142 204H143V203H142ZM172 204H173V203H172ZM174 204H175V203H174ZM252 204H253V203H252ZM252 204H251V205H252ZM117 205H118V202H117ZM117 205H116V206H117ZM119 205H120V204H119ZM126 205H127V201H126ZM138 205H139V204H138ZM261 205H262V204H261ZM102 206H103V205H102ZM102 206H101V208H100V211H102V210H101V209H102ZM112 206H113V205H112ZM116 206H115V207H116ZM124 206H125V205H124ZM128 206H130V205H128ZM151 206H153V205H151ZM156 206H157V205H156ZM156 206H155V207H156ZM201 206H202V205H201ZM259 206H260V205H259ZM259 206H257V207H259ZM113 207H114V206H113ZM136 207H137V206H136ZM136 207H134V208L136 209ZM139 207H141V206H139ZM118 208H120V206H119ZM123 208L126 209L125 207H123ZM128 208H129V207H128ZM158 208H159V207H158ZM158 208L156 207V209H158ZM56 209H57V208H56ZM112 209H113V208H112ZM131 209H132V207H131ZM135 209H132V210H135ZM254 209H256V207H255ZM104 210H105V208H104ZM113 210L115 211V209H113ZM121 210H122V208H121ZM126 210H127V209H126ZM177 210H178V209H177ZM105 211L108 212V210H105ZM114 211H113V212H114ZM122 211H123V210H122ZM136 211H137V210H135V212H136ZM153 211H154V210H153ZM162 211H163V209H162ZM102 212H103V211H102ZM107 212H106V214H107ZM126 212H127V211H126ZM128 212H129V211H128ZM94 213H97V210H96V212H94ZM111 213H112V212L110 211V214H111ZM161 213H162V212H161ZM98 214H99V213H98ZM123 214H124V211H123ZM104 215H105V213L103 214V217H105ZM134 215H135V213H134ZM134 215H133V216H134ZM191 215H192V214H191ZM111 216L113 217L114 214H113V215L111 214ZM123 216H124V215H123ZM137 216H138V214H137ZM137 216H135V217H137ZM158 216H159V214H158ZM160 216H161V215H160ZM202 216H203V215H202ZM109 217H110V216H109ZM109 217H108V218H109ZM131 217H132V215H131ZM179 217H180V216H179ZM263 217H264V216H263ZM105 218H106V217H105ZM125 218H126V217H125ZM123 219H124V218H123ZM130 219H131V221H132V218H130ZM140 219H141V217H140ZM160 219H161V218H160ZM263 219H264V218H263ZM263 219H262V220H263ZM133 220H134V219H133ZM201 220H202V219H201ZM124 221H125V220H124ZM128 221H129V218L126 220V222H128ZM135 221H136V220H135ZM141 221H142V220H141ZM141 221H140V222H141ZM167 221H169V220H167ZM167 221H166V222H167ZM54 222H55V221H54ZM101 222H102V221H101ZM105 222H106V221H105ZM154 222H155V221H154ZM156 222H157V220H156ZM164 222H165V221H164ZM164 222H162V223H164ZM180 222H181V221H180ZM200 222H201V221H200ZM131 223H132V222H131ZM137 223H138V222H137ZM62 224H64V223H62ZM80 224H81V223H80ZM141 224H142V222L140 223V226L142 227L143 225H141ZM263 224H264V222H263ZM68 225H69V224H68ZM119 225H121V224H119ZM132 225H133V227L135 226V224H133V223H132ZM163 225H164V224H163ZM166 225H167V224H166ZM77 226H78V225H77ZM137 226H138V224H137ZM158 226H160V224H159ZM78 227H79V226H78ZM118 227H119V226H118ZM127 227H128V226H126V228H127ZM155 227H156V225H155ZM176 227H177V226H176ZM63 228H64V227H63ZM121 228H122V227H121ZM121 228H120V229H121ZM130 228H132V226H130ZM143 228H144V226H143ZM143 228H142V229H143ZM146 228H147V226H146ZM160 228H161V227H160ZM163 228H164V227H163ZM246 228H247V227H246ZM249 228H251V227H249ZM109 229H110V228H109ZM79 230H80V228H79ZM160 230H161V229H160ZM112 231H113V230H112ZM112 231H111V232H112ZM122 231H123V229H122ZM157 231H158V230H157ZM157 231H156V232H157ZM250 231H251V230H250ZM124 232H125V231H124ZM127 232H128V230H127ZM131 232H132V231H131ZM172 232H173V231H172ZM151 233H153V231H152ZM149 234H150V233H149ZM167 234L169 235V233H167ZM144 235H145V234H144ZM173 235H175V234H173ZM148 236H149V235H148ZM118 237H119V236H118ZM136 237H137V236H136ZM140 237H141V236H140ZM142 237H144V236L142 235ZM146 237H147V236H145L144 239H145ZM150 237H151V236H150ZM154 237H155V236H154ZM160 238H162V237H160ZM168 239H169V237H168ZM164 240H165V239H164ZM168 241H169V240H168ZM116 242H117V241H116ZM145 242H146V241H145ZM149 242H150V241H149ZM159 242H160V241H159ZM174 242H175V241H174ZM182 242H183V241H182ZM99 243H100V242H99ZM157 243H158V241H157ZM176 243H177V241H176ZM140 244H141V243H140ZM142 245H146V244H145V243H144V244L142 243ZM142 245H141V246H142ZM152 245H153V244H152ZM177 245H178V244H177ZM139 246H140V245H139ZM141 246H140V247H141ZM135 247H137V245H136ZM147 247H148V246H147ZM144 248H146V246H145ZM156 248H157V247H156ZM159 248H160V250H162L161 247H159ZM159 248H158V249H159ZM150 249H151V248H150ZM163 249H164V248H163ZM171 249H172V248H171ZM143 250H144V249H143ZM143 250H142V251H143ZM146 250H147V248H146ZM132 251H133V250H132ZM166 251H167V250H166ZM194 251H195V250H194ZM122 252H123V251H122ZM164 252H165V251H164ZM180 252H181V251H180ZM136 253H137V252H136ZM153 253H155V252H153ZM261 253H262V252H261ZM137 254H138V253H137ZM140 254H141V253H140ZM142 254H143V253H142ZM144 254H145V253H144ZM158 254H159V253H158ZM149 257L151 258V256H149ZM156 257H158V256H156ZM156 257H155V259H156ZM198 257H199V256H198ZM146 258H148V255H147ZM153 258H154V257H153ZM128 259H129V257H128ZM159 259H160V258H159ZM119 260H120V259H119ZM157 260H158V259H157ZM160 260H161V259H160ZM199 260H200V259H199ZM118 262H119V261H118ZM36 263H37V262H36ZM147 263H148V262H147ZM149 264H150V263H149ZM151 264H152V263H151ZM154 264H155V262H154ZM156 264H157V263H156Z\"/></svg>", "mask_w": 264, "mask_h": 264}, {"label": "water", "instance_id": "95a60500", "mask_svg": "<svg viewBox=\"0 0 264 264\" xmlns=\"http://www.w3.org/2000/svg\"><path fill=\"white\" fill-rule=\"evenodd\" d=\"M115 74H118V75H121L123 76L124 74H126V71L125 69H121V68H116L114 71H113ZM45 87L44 86H39L38 89L42 90L44 89Z\"/></svg>", "mask_w": 264, "mask_h": 264}]
</instances>
